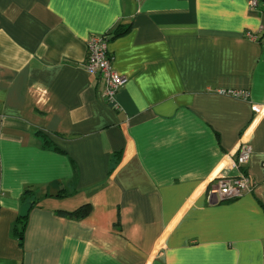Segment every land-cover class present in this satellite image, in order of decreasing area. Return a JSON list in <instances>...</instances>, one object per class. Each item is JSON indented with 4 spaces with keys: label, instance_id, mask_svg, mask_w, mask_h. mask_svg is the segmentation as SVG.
<instances>
[{
    "label": "crops",
    "instance_id": "1",
    "mask_svg": "<svg viewBox=\"0 0 264 264\" xmlns=\"http://www.w3.org/2000/svg\"><path fill=\"white\" fill-rule=\"evenodd\" d=\"M258 3L0 0V264H264ZM97 34L119 108L85 67ZM244 141L255 187L217 202Z\"/></svg>",
    "mask_w": 264,
    "mask_h": 264
},
{
    "label": "built area",
    "instance_id": "2",
    "mask_svg": "<svg viewBox=\"0 0 264 264\" xmlns=\"http://www.w3.org/2000/svg\"><path fill=\"white\" fill-rule=\"evenodd\" d=\"M252 8L258 6V0H249ZM113 56L109 51V38L107 34H97L89 37L87 41L86 69L90 73L99 74L104 81V98L119 108L116 94L126 82L127 77L119 73L113 65ZM234 94H241L233 92ZM252 146L248 141L241 143L236 159H232L228 171L222 170L215 179L210 193L215 196L217 202L233 200L253 191L256 182L247 175L243 169L250 161ZM234 170L236 173H230ZM262 177L264 180V164L262 165Z\"/></svg>",
    "mask_w": 264,
    "mask_h": 264
},
{
    "label": "trees",
    "instance_id": "3",
    "mask_svg": "<svg viewBox=\"0 0 264 264\" xmlns=\"http://www.w3.org/2000/svg\"><path fill=\"white\" fill-rule=\"evenodd\" d=\"M260 3V2H259ZM258 3V4H259ZM24 198L26 199V196L24 195ZM26 216H22L19 218V222H18V225L16 226L15 228V233L16 235L22 239L23 237V234H24V230H25V225H26Z\"/></svg>",
    "mask_w": 264,
    "mask_h": 264
},
{
    "label": "water",
    "instance_id": "4",
    "mask_svg": "<svg viewBox=\"0 0 264 264\" xmlns=\"http://www.w3.org/2000/svg\"><path fill=\"white\" fill-rule=\"evenodd\" d=\"M31 206H32L31 202H26L25 204H23V206L21 207L20 215L26 216Z\"/></svg>",
    "mask_w": 264,
    "mask_h": 264
}]
</instances>
